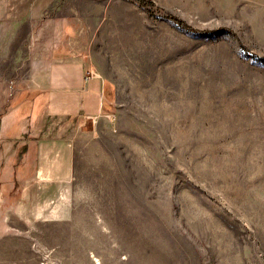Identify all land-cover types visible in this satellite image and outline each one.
Instances as JSON below:
<instances>
[{
  "label": "rangeland",
  "instance_id": "374dc122",
  "mask_svg": "<svg viewBox=\"0 0 264 264\" xmlns=\"http://www.w3.org/2000/svg\"><path fill=\"white\" fill-rule=\"evenodd\" d=\"M32 2L0 0V264H264V0ZM57 56L101 115L30 105Z\"/></svg>",
  "mask_w": 264,
  "mask_h": 264
},
{
  "label": "crops",
  "instance_id": "0c3cea01",
  "mask_svg": "<svg viewBox=\"0 0 264 264\" xmlns=\"http://www.w3.org/2000/svg\"><path fill=\"white\" fill-rule=\"evenodd\" d=\"M52 1L33 0L31 9L21 14L40 16ZM1 15H5V10L0 12ZM45 70L42 98L40 101L35 99L34 105L30 104L33 108L46 102L55 115L79 114L84 117L101 115L105 82L97 73L87 69L81 58L57 56L48 62Z\"/></svg>",
  "mask_w": 264,
  "mask_h": 264
}]
</instances>
